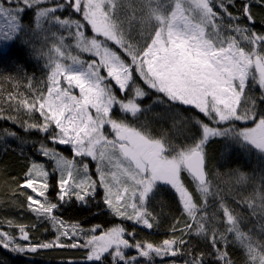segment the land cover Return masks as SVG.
Masks as SVG:
<instances>
[{"label": "snow or ice", "instance_id": "obj_1", "mask_svg": "<svg viewBox=\"0 0 264 264\" xmlns=\"http://www.w3.org/2000/svg\"><path fill=\"white\" fill-rule=\"evenodd\" d=\"M240 3L174 0L165 5L167 18L155 21L161 27L132 43L131 29L124 33L111 22L117 10L107 11L108 0H0V46L20 39L43 70L40 79L22 65L0 71V87L12 89L0 92V121L14 126L0 130V151L23 157L31 144L54 162L49 169L29 159L12 181L14 196L24 198L21 207L47 223L54 238H35L39 223L0 220V229L8 228L0 230V248L20 255L83 253L60 264H264V172L235 165L213 173L207 163L212 140L221 142L224 162L234 146L264 154V31L255 30L252 13L264 0ZM242 19L253 26H241ZM85 54L91 59H82ZM25 84L27 95L19 91ZM32 132L40 137L31 139ZM55 145L70 146L78 159ZM84 158L95 163L94 174ZM160 186L174 193L179 215L169 213L168 238L137 239V227H158L162 213L152 203L167 206L157 195ZM97 200L95 209L131 222V230L85 228L61 214L65 205L83 210ZM252 216L258 225L250 229Z\"/></svg>", "mask_w": 264, "mask_h": 264}, {"label": "trees", "instance_id": "obj_2", "mask_svg": "<svg viewBox=\"0 0 264 264\" xmlns=\"http://www.w3.org/2000/svg\"><path fill=\"white\" fill-rule=\"evenodd\" d=\"M170 4L174 5V0H160L159 4H148L146 0H109L108 9H110V6H116L117 17L113 18L111 22L117 25L118 28H120V30L124 33H127L130 28L132 34L131 42L135 43L139 41L141 36L147 35L154 28L158 29L161 27V25L155 23V21L166 19L164 11L165 5L169 6ZM240 6V0H237L236 7L239 8ZM252 13L255 17V30L264 31V24L261 23V20H264V7L253 4ZM31 17L32 10H26V23H31ZM133 21L135 22L132 23ZM225 23H228V21H225ZM239 23L241 26H253L251 22L243 19L240 20ZM86 34L88 36L92 35L90 31H88ZM125 42L127 43L130 41L126 40ZM72 54L76 55L79 53L78 51L73 50ZM81 58L85 60L91 59V57L86 54L82 55ZM18 65H22L26 69V74H34L37 79L42 77L43 70L40 64H37L30 58L28 49L20 41V39H17L7 45L0 46V71L13 72L16 70ZM36 86L39 87L40 85L37 84ZM4 89L12 90L9 83H5L2 87H0V92H3ZM19 91L27 95V85H23ZM256 94H258V91ZM181 111H184V109H181ZM115 115H121L118 109L115 110ZM13 127L14 126L9 121H0V130L5 128L11 129ZM16 131L22 136L25 135V133L19 128H16ZM105 131H107V128ZM28 136L31 139H36L40 137V134L37 132H32L29 133ZM7 142L12 146V148L17 147L15 140L8 139ZM221 147V142L212 140L208 143L206 148L208 154V167L213 171V173H215L218 169L223 171L225 168L233 167L235 165H240L244 170L248 171L264 172V154L258 153L250 146H245L243 148L234 146L230 160L228 162H224L220 159ZM55 148L61 155L68 159H78L74 156L70 146L55 145ZM29 159H34L37 162L43 161L49 169L54 167V162L50 158L41 157L35 152V147L31 144L25 146L23 157L19 156L17 152L12 151L11 149H9L7 152L0 151V168H6V171L0 172V220H4L5 225L8 220L13 221L14 224L39 223V227L33 233V235L35 238H39L41 241H47L54 238V231L47 223L37 221L33 213H30L26 210V208L21 207V205L24 204L23 196H14L17 186L12 183V181L14 179H19V177L22 175L23 165L28 163ZM84 159L89 162L90 170L94 174L95 163L92 162L90 158ZM185 179L188 180L189 178L185 176ZM227 179V177H224L221 180V184L225 186L226 190L227 185L225 182ZM232 190L240 191L241 193L245 191L237 185H233ZM27 194H31L30 190H28ZM157 195H163V200L167 204V206L161 208L155 201L152 203V207L155 208V211L162 213L157 218L158 227L154 228L153 230H145L141 227H137V239L143 238L151 241H160L164 238H168L167 228L171 223V215H169V213L173 215H179L175 210L174 193L169 188L166 186H160ZM49 196L53 199L55 198V189L49 193ZM159 199L160 197L156 198V200ZM99 203V200L94 201L83 210L81 209L80 205H65L60 211L66 221L70 223L79 221L85 228L100 224L104 229H107L116 224H122L131 230L133 227L131 222L122 221L120 218L114 217L107 212H103L100 209H95L94 205ZM89 209H91V211H89ZM239 210L244 212L249 211L248 209L244 208L243 205H241ZM247 224L250 229H253L254 225H258V218L255 216L249 217ZM0 230L7 231L8 228L5 226ZM254 231L259 233V227L254 228ZM188 238L189 237L185 236V239ZM193 243L196 244L198 241L193 239ZM231 252L239 261L242 255L241 250L234 247L231 249ZM82 255L83 253L81 251H65L61 249L42 250L36 254L20 255L12 254L0 248V258L5 260V264H60L61 260L80 258ZM157 264H159V261H157Z\"/></svg>", "mask_w": 264, "mask_h": 264}, {"label": "rangeland", "instance_id": "obj_3", "mask_svg": "<svg viewBox=\"0 0 264 264\" xmlns=\"http://www.w3.org/2000/svg\"><path fill=\"white\" fill-rule=\"evenodd\" d=\"M108 2H109V0H108ZM181 2H184V0H181ZM111 5V4H110ZM111 9H112V6H110V9H107V11H109V12H111ZM169 15H170V13H169ZM165 18H167L166 17V15H165ZM110 138H112L111 136H110ZM95 178V177H94ZM119 218V217H118ZM121 219V218H120ZM97 234H99V233H97Z\"/></svg>", "mask_w": 264, "mask_h": 264}]
</instances>
